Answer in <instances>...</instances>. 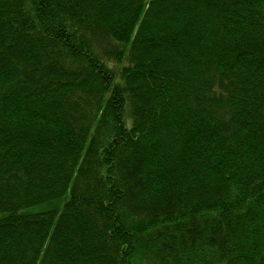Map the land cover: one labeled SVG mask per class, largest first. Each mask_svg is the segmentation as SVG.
Returning <instances> with one entry per match:
<instances>
[{
  "label": "trees",
  "instance_id": "16d2710c",
  "mask_svg": "<svg viewBox=\"0 0 264 264\" xmlns=\"http://www.w3.org/2000/svg\"><path fill=\"white\" fill-rule=\"evenodd\" d=\"M0 264H264V0H0Z\"/></svg>",
  "mask_w": 264,
  "mask_h": 264
}]
</instances>
